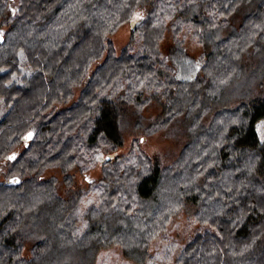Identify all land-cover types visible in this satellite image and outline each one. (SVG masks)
<instances>
[{"label":"trees","instance_id":"1","mask_svg":"<svg viewBox=\"0 0 264 264\" xmlns=\"http://www.w3.org/2000/svg\"><path fill=\"white\" fill-rule=\"evenodd\" d=\"M136 19L142 36L118 52L111 37ZM0 29V264H96L113 245L147 264L180 214L198 229L178 264H264V0H0ZM167 30L175 52L202 44L193 81L162 50ZM176 121L174 164L116 153L125 125ZM98 165L101 180L76 184Z\"/></svg>","mask_w":264,"mask_h":264},{"label":"rangeland","instance_id":"2","mask_svg":"<svg viewBox=\"0 0 264 264\" xmlns=\"http://www.w3.org/2000/svg\"><path fill=\"white\" fill-rule=\"evenodd\" d=\"M138 14L137 17L139 16ZM136 22L137 19L122 25L111 37L118 52L129 44V42L136 41L142 36V31L133 32L136 28ZM132 26L134 28H132ZM4 31L5 29H0V34L2 35ZM165 34L166 39L161 44V48L167 54H172L170 62L176 69V76L182 80L187 79L193 81L198 76L200 60L203 58L205 52L202 44H200L197 39L188 36L185 40L184 50L181 52H175L173 49L172 33L170 30H167ZM33 72L34 69L31 68L23 58L22 73L29 76ZM12 81L21 83L20 77L17 75L13 77ZM240 90L241 87L229 90L227 91L226 96L233 95ZM64 106V104H60L58 108ZM7 110L8 106H6L4 99L0 96V119L6 114ZM134 110L135 108H133V111ZM143 113L146 116H152L154 118L158 115L159 111L156 108V105L152 104L147 107ZM182 127L183 126L180 127L179 122L176 121V123H172V125H169L167 128L165 127L157 132L145 134L144 131L141 130V126H135L134 123L131 122L125 125L124 144L116 150V153L119 156L130 154L135 146L136 152L140 150L149 156H161L164 166H170L174 164V160L181 153L182 147H184V144L186 143L185 136L181 135ZM258 131L261 139L264 140V120L258 124ZM187 158L188 157L186 156L184 163H186ZM102 174V167L98 165L86 173H76L75 181L81 188H87L90 183L101 180L103 178ZM49 175H56L61 178V174L55 169L48 170L45 176L48 177ZM2 180H4V173L0 169V181ZM166 188V186H163L161 190L165 195L167 194ZM197 229L198 225L195 224L194 221L188 220L182 214L174 216L173 219L169 221L165 232H163L151 244L149 250L150 258L147 264H178L177 261L180 253ZM124 255L125 252L122 246L113 245L99 253L96 264H135L126 259Z\"/></svg>","mask_w":264,"mask_h":264},{"label":"water","instance_id":"3","mask_svg":"<svg viewBox=\"0 0 264 264\" xmlns=\"http://www.w3.org/2000/svg\"><path fill=\"white\" fill-rule=\"evenodd\" d=\"M132 28H134V27L132 26ZM107 158H109V157H107Z\"/></svg>","mask_w":264,"mask_h":264}]
</instances>
